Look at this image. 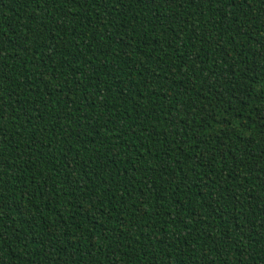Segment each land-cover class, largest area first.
I'll list each match as a JSON object with an SVG mask.
<instances>
[{
  "label": "trees",
  "instance_id": "obj_1",
  "mask_svg": "<svg viewBox=\"0 0 264 264\" xmlns=\"http://www.w3.org/2000/svg\"><path fill=\"white\" fill-rule=\"evenodd\" d=\"M0 264H264V0H0Z\"/></svg>",
  "mask_w": 264,
  "mask_h": 264
}]
</instances>
